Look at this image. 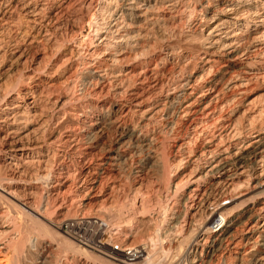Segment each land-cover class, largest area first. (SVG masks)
<instances>
[{
	"label": "bare ground",
	"instance_id": "bare-ground-1",
	"mask_svg": "<svg viewBox=\"0 0 264 264\" xmlns=\"http://www.w3.org/2000/svg\"><path fill=\"white\" fill-rule=\"evenodd\" d=\"M1 63L18 71L0 73V250L15 264H264V0H0ZM123 192L118 223L99 214L145 237L128 261L27 215ZM40 231L85 257L61 260Z\"/></svg>",
	"mask_w": 264,
	"mask_h": 264
},
{
	"label": "rangeland",
	"instance_id": "rangeland-1",
	"mask_svg": "<svg viewBox=\"0 0 264 264\" xmlns=\"http://www.w3.org/2000/svg\"><path fill=\"white\" fill-rule=\"evenodd\" d=\"M7 62V61H6ZM2 64V63H1ZM0 64V73L1 74H4V75H6V80L5 81H16V78H17V76H14V75H18V71H16L15 72V70H13L12 72H11V70H7L6 71V73H5V70H6V68H5V65H8V63H3L2 65ZM10 71V72H9ZM8 72V73H7ZM9 75V77L10 78H8L7 76ZM13 77H14V79L15 80H12L13 79ZM16 77V78H15ZM8 78V79H7ZM7 81V82H8ZM258 94H260V92L259 91H255L254 93H252L251 94V96H250V100L251 99H254V100H257L258 101ZM254 97H257V99H255ZM66 163V164H65ZM64 164L66 165V167H68V168H71V164H70V162L68 161V160H66L65 162H64ZM20 183V182H19ZM20 186H21V183L19 184ZM19 186V187H20ZM44 187V186H43ZM147 188H146V190L148 191V195H149V197H151V198H153V197H158V198H161L162 200H164V197L163 196H161V195H158L157 193H155L154 191H152L148 186H146ZM153 195V196H152ZM130 196V197H129ZM132 196H135V194H133V195H128L127 197L125 196V193L123 192V193H119V195H118V198L116 199H111V200H109L108 202H104L103 203V199L101 200H99V199H97V200H94V202H92V204H93V210H88V209H85V208H83L84 210H82V208L80 207V205H78V204H80V202L78 203V201H75L74 203H72V204H74V207L76 206V210L78 211V212H83L84 214H95V215H98V216H100V217H102V218H104V220H107L108 221V219L106 218V216L109 214V213H104L105 215L104 216H102L103 215V213L100 215L99 214V212H103V209L104 210H106V212H108L107 211V209L109 208V212H110V210H111V212H110V217L111 218H113L114 220H111V222L113 223H116V221H117V223L119 222L118 220H116V219H118L117 217H116V219H115V217H112L113 215H111V213L113 212V211H116V213H118L119 211H122L121 209H123V208H125V209H130L131 208V201H132ZM53 198V199H52ZM51 199H52V201H51ZM56 201H55V200ZM54 200V201H53ZM64 199H63V197L61 196V195H58V196H56V198L53 196V197H51V198H49L47 201L45 200L42 204H40V206H39V203L38 204H34V205H36V207H33L35 210H36V212H33V211H35L34 209L32 210V211H28V213H27V215H29L28 217H31L32 219H38V220H41L44 224H45V227L47 226V227H52L50 224H49V222L51 223V224H53V225H55V226H57V231H58V233H60L62 236H64L66 239H68L69 241H71V242H73L70 238H68L67 236H65L63 233H61L60 232V230L58 229V223H59V221L61 220V219H63V218H66V217H69V216H73V215H75L76 213H77V211L76 210H74L73 211V213L74 214H68V215H64V217L62 216V215H59V216H56L55 217V209L57 208V206H61V207H64V206H68L69 204H71V201H69V202H65V201H63ZM54 205H53V204ZM58 204V205H57ZM38 205V206H37ZM42 205V206H41ZM51 205V206H50ZM45 206H46V208L48 209V211H46L45 209ZM79 206V207H78ZM124 206V207H123ZM41 207V208H40ZM80 208V209H78V208ZM39 208H40V210H39ZM50 208V209H49ZM54 210H53V209ZM102 210V211H101ZM113 210V211H112ZM38 211V212H37ZM61 211H64V209H62ZM6 214V216L8 217V218H11V219H14V221H16V223H18L19 221L21 222V219H19L17 216H14V213L11 211V210H9V211H6L5 212ZM61 216V217H60ZM17 217V218H16ZM27 216H26V222L27 223H29V222H31V221H27V220H32L31 218H28ZM44 217V219H42ZM17 219H18V221H17ZM116 220V221H115ZM47 221V222H46ZM58 221V222H57ZM121 221V220H120ZM55 223V224H54ZM112 223H110L109 222V227L112 225ZM219 223V219H215V224H218ZM57 224V225H56ZM40 233V235H33L32 234V236H36V238H38V240L40 241V240H43L44 242H45V244L47 245V244H49V242L50 241H53L54 243H51L52 245H54V248H55V252H54V254H56V256L58 257V258H60L61 260L63 259V258H72V257H74V256H76V254H74V253H76L75 251L73 252V250L72 249H70V248H68L67 247V245L66 244H64L59 238H55V240L53 239V240H50V238L48 237V236H42L41 235V233H42V231H40V232H38V234ZM114 233V235L116 236V237H119V238H122L123 239V242L124 243H132L133 245H135L136 246V248H138L139 249V247L141 248L142 246H143V244L144 243H146L147 241H146V239H145V237L143 238V237H141V236H138V237H135V239H133L132 241L131 240H126L125 238H123L124 236H123V233H124V230L123 231H116V232H112L111 234H113ZM117 233V234H116ZM39 236V237H38ZM57 239V240H56ZM145 239V240H144ZM59 240V241H58ZM126 241V242H125ZM130 241V242H129ZM146 241V242H145ZM73 244H75V242H73ZM131 244V245H132ZM75 245H77V248L79 249V250H82L83 249V251L85 250L86 252L87 251H90L91 253H93V254H95V255H100V256H102V257H104L102 254H100V253H97V252H95V251H93V250H91V249H88V248H86V247H83V246H81V245H78V244H75ZM67 249V250H66ZM72 250V251H71ZM5 253V251H1L0 250V264H15L14 263V261L13 260H11L12 258H11V253ZM73 253V254H72ZM64 254V255H63ZM73 255V256H72ZM79 255V256H78ZM68 256V257H67ZM77 256L78 257H85V256H83V254H80V253H77ZM76 256V257H77ZM63 257V258H62ZM107 258V257H106ZM113 258H117V257H113ZM119 259V258H118Z\"/></svg>",
	"mask_w": 264,
	"mask_h": 264
},
{
	"label": "built area",
	"instance_id": "built-area-1",
	"mask_svg": "<svg viewBox=\"0 0 264 264\" xmlns=\"http://www.w3.org/2000/svg\"><path fill=\"white\" fill-rule=\"evenodd\" d=\"M58 229L78 245L121 260H130L136 251L135 245H127L122 238L111 234L108 222L95 214L77 212L61 219Z\"/></svg>",
	"mask_w": 264,
	"mask_h": 264
}]
</instances>
